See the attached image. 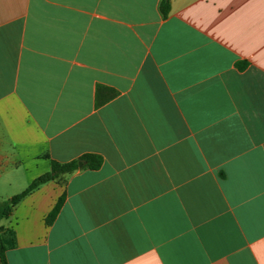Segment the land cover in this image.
Instances as JSON below:
<instances>
[{"label": "crops", "instance_id": "crops-1", "mask_svg": "<svg viewBox=\"0 0 264 264\" xmlns=\"http://www.w3.org/2000/svg\"><path fill=\"white\" fill-rule=\"evenodd\" d=\"M161 1L0 0V200L103 159L0 221L7 264H264V0Z\"/></svg>", "mask_w": 264, "mask_h": 264}, {"label": "trees", "instance_id": "trees-1", "mask_svg": "<svg viewBox=\"0 0 264 264\" xmlns=\"http://www.w3.org/2000/svg\"><path fill=\"white\" fill-rule=\"evenodd\" d=\"M170 9H171L170 0H162L160 4V10L164 17H167L169 15ZM80 161L84 162V167L90 170L99 169L103 163L102 157L93 154L85 155L77 161H72L64 164L52 161L51 170L36 178L24 191L13 196L9 200L6 201L0 200V221L4 218L9 217L12 214L14 208L18 205V203L41 185L50 181H54L63 174L72 173L78 170ZM64 199H65L64 196H62L57 202L52 212L48 215L46 219L48 225H51L58 216L63 206ZM0 231H1V227H0ZM0 256L3 262L7 264V260L5 256V246L3 244L1 237H0Z\"/></svg>", "mask_w": 264, "mask_h": 264}, {"label": "water", "instance_id": "water-1", "mask_svg": "<svg viewBox=\"0 0 264 264\" xmlns=\"http://www.w3.org/2000/svg\"><path fill=\"white\" fill-rule=\"evenodd\" d=\"M84 166V163L83 162H80L79 163V167L82 168Z\"/></svg>", "mask_w": 264, "mask_h": 264}]
</instances>
